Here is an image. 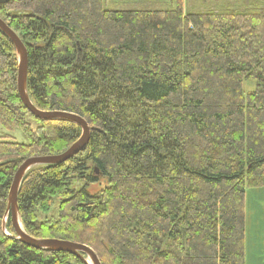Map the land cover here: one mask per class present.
Segmentation results:
<instances>
[{
    "label": "trees",
    "instance_id": "1",
    "mask_svg": "<svg viewBox=\"0 0 264 264\" xmlns=\"http://www.w3.org/2000/svg\"><path fill=\"white\" fill-rule=\"evenodd\" d=\"M108 1L0 6L28 52L32 103L90 127L80 154L25 176L24 230L86 245L101 264H246L245 199L264 188V0ZM17 79L0 31V124L28 140L0 138V264H85L15 240L10 216L3 230L20 165L82 136L76 124L35 119ZM56 199L57 215L41 221Z\"/></svg>",
    "mask_w": 264,
    "mask_h": 264
},
{
    "label": "water",
    "instance_id": "2",
    "mask_svg": "<svg viewBox=\"0 0 264 264\" xmlns=\"http://www.w3.org/2000/svg\"><path fill=\"white\" fill-rule=\"evenodd\" d=\"M11 0H0V6L7 5ZM0 31L6 35L12 42L15 51L18 56V93L19 97L27 109V111L37 120L42 122L50 121H64L76 124L82 130L81 138L74 143L68 150L64 153L54 156H45V157H32L26 159L18 168L14 180L11 186L9 198H8V207H7V217L3 224V230L6 235V223L8 221V216L11 217L12 226L15 232V240L20 241L21 243L43 251L49 252H59V253H68L73 256L78 257L85 264H101L98 255L90 247L73 243L70 241L55 240V239H35L29 236L21 222L19 209H18V195L20 192L21 184L25 176L34 168L41 166H50V165H61L68 162L69 160L76 157L80 154L88 145L90 140V127L86 120L82 117L66 112H48L42 111L36 108L32 103L28 90H27V81H28V52L19 38V36L0 18ZM9 236V235H8Z\"/></svg>",
    "mask_w": 264,
    "mask_h": 264
},
{
    "label": "rangeland",
    "instance_id": "3",
    "mask_svg": "<svg viewBox=\"0 0 264 264\" xmlns=\"http://www.w3.org/2000/svg\"><path fill=\"white\" fill-rule=\"evenodd\" d=\"M154 0H109L108 4L110 7L115 6L114 3L117 2L118 4L126 3L128 5H135L138 2H151ZM195 0H191V3H194ZM214 2V3H213ZM211 3L215 4H222L221 0H212ZM184 4L187 5V9L189 8V0H184ZM212 5V4H211ZM211 6H204L200 1L198 2L197 6L195 7L198 10L209 9ZM252 85H246L245 90L248 91L249 89L255 90L256 84L252 83ZM34 126V124H33ZM12 137L16 142L21 144L28 143V140L21 129H15L14 131H7L3 128L0 124V138L6 136ZM106 187V182L101 180V182L97 185L91 186L88 191L90 194L95 195L100 190ZM58 199L55 200V205L51 213L48 216L40 215L39 219L41 221H45L50 217L57 215L58 212ZM245 207H246V236L247 239L251 242V240H255L259 238L257 242L263 243L264 242V188H256V189H249L247 191L246 199H245ZM8 235L10 233L6 232ZM255 243V241H253Z\"/></svg>",
    "mask_w": 264,
    "mask_h": 264
},
{
    "label": "crops",
    "instance_id": "4",
    "mask_svg": "<svg viewBox=\"0 0 264 264\" xmlns=\"http://www.w3.org/2000/svg\"><path fill=\"white\" fill-rule=\"evenodd\" d=\"M258 239H252L251 242L247 239L246 264H264V242L259 243Z\"/></svg>",
    "mask_w": 264,
    "mask_h": 264
}]
</instances>
